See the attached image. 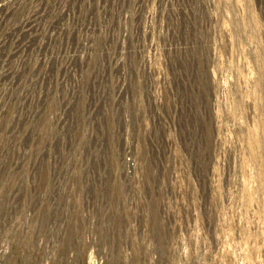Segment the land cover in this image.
I'll list each match as a JSON object with an SVG mask.
<instances>
[{
    "label": "rangeland",
    "instance_id": "rangeland-1",
    "mask_svg": "<svg viewBox=\"0 0 264 264\" xmlns=\"http://www.w3.org/2000/svg\"><path fill=\"white\" fill-rule=\"evenodd\" d=\"M0 264H264V0H0Z\"/></svg>",
    "mask_w": 264,
    "mask_h": 264
}]
</instances>
